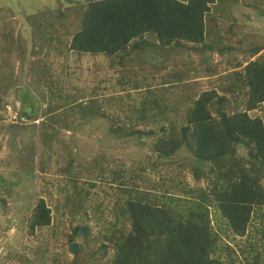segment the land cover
Listing matches in <instances>:
<instances>
[{"label":"trees","instance_id":"trees-1","mask_svg":"<svg viewBox=\"0 0 264 264\" xmlns=\"http://www.w3.org/2000/svg\"><path fill=\"white\" fill-rule=\"evenodd\" d=\"M222 2L85 1L70 13L73 20H78L74 28L70 31L60 26L54 31L59 34L49 37V45L56 51L60 43H67L66 49L70 52L111 56V64L122 73L118 81L133 86H137L138 81L137 68L131 67L129 62L132 55L141 62L155 56L168 57L171 53V64L160 60L148 70L150 75L157 74L162 84L165 83L164 87L172 89L173 95H165L163 100L152 98L149 100L151 106H145L147 100L140 102L133 110L137 117L124 126L116 125V119L109 117V134L138 138L156 136L149 167L151 170L163 168L165 174L158 184H153L160 188V193L152 187L149 189V183L144 182L145 167L138 168L141 173L134 174L133 179L137 181L131 186L122 182L125 198L120 214L128 227L123 224L96 237L100 242L93 251L105 253L108 248L113 249L110 264H264V53L243 64L246 56H254L262 46L249 44L247 39L256 37L258 40L260 35H256L258 31L255 30H238L235 18L228 25L224 23L223 10L210 9L211 4L220 6ZM250 6L264 18V2L258 0ZM68 8L57 9L56 19H65L70 12ZM26 21L34 28L29 35L33 44L26 47V50L29 48L26 51L28 64L32 68L41 51L38 44L44 42V31H40L41 25L29 17ZM8 26L7 23L0 26V45L7 46L8 51H16L20 45L12 40ZM23 31L21 27L18 34L24 36ZM58 51L63 53L62 48ZM191 51L203 52L200 64L176 62V57ZM206 52L211 56L204 55ZM234 52L241 54L243 59L234 57L228 63L234 69L222 74L215 87L201 90L196 83L189 87L187 77L193 70L204 69L206 77L215 74L219 64L214 60L211 65L208 62L213 53ZM127 65L135 70H127ZM226 67L224 69H230ZM182 89L186 90L185 94ZM166 99L175 101L166 103ZM178 112L183 114L179 124L171 117ZM163 113L168 114V125L159 126L160 133L144 128L149 117ZM182 149L190 154L187 169L193 182L204 181L202 186H189L182 182L180 174L166 173L165 169L173 166V157ZM177 164L185 167L183 161ZM0 179V190L9 193V187L2 177ZM76 179L72 177L71 181L77 182ZM85 194L88 195V191ZM19 202L13 201L11 205L19 208ZM72 203L82 207L79 201L72 200ZM5 204V197L0 194V216L9 213L2 210ZM11 205L9 210H12ZM27 210L26 225L31 234L36 228L50 224L51 208L44 198L36 202L34 199ZM211 211L218 212L225 228L222 233L211 224ZM250 227L257 236L246 246L235 248L220 236L236 240L251 234ZM75 238L85 244L93 240L89 226L73 227L68 241ZM79 253L74 255L71 264Z\"/></svg>","mask_w":264,"mask_h":264},{"label":"rangeland","instance_id":"rangeland-1","mask_svg":"<svg viewBox=\"0 0 264 264\" xmlns=\"http://www.w3.org/2000/svg\"><path fill=\"white\" fill-rule=\"evenodd\" d=\"M85 1L91 0H0V26L9 24L12 40L20 45L16 51H8L7 46L0 45V116L3 119L0 120V177L9 187V193L0 190L6 199L2 210L9 212L7 216H0V264H71L79 252L74 264H110L113 249L108 248L105 253L97 249L93 251L100 242L96 237L100 238L123 224L128 227L120 214L125 198L122 182L131 186L137 181L133 179L134 174L141 173L138 168L145 167L142 173L144 182L149 183L147 187L161 192L153 184L163 179V168L151 170L149 167L156 136H115L107 132V126L109 117L116 119V125L123 126L136 118L133 110L144 100H147L145 106H151L150 99L163 100L165 95H173L172 89L165 88L159 76L150 75L148 70L160 60L171 64V53L168 57H157L159 60L155 63H152L155 61L152 57V60L141 62L133 58L130 66L137 68L138 81L137 86H133L118 81L122 73L109 66V55L70 52L66 49L67 43H60L57 47L58 50L62 48L63 53L52 49L49 37L59 34L54 31L60 26L71 31L78 20H73L70 13ZM256 1L223 0L220 6L211 4L210 9L223 10L227 25L235 18L239 23L238 30L258 31V40L256 37L247 40L249 44L262 46L254 56L245 59L237 52L213 53L208 62L211 65L214 60L219 64V68L215 67V74L206 77L204 69L193 70L187 77L189 87L196 83L201 90L213 88L222 74L234 69L232 65L228 66L234 57L243 59L244 64L264 53V18L250 6ZM65 7H70L68 16L56 19L57 9ZM28 17L41 25L40 31H44V42L38 44L41 51L32 68L26 51L33 44L29 35L34 28L26 21ZM21 27L25 29L24 36L18 34ZM26 47L29 48L26 50ZM184 53L176 57V62L200 64L202 51ZM204 55L211 56L209 52ZM226 66L230 69H224ZM143 68L145 70L141 71ZM185 91L182 89L184 94ZM166 100V103L175 101ZM181 116L180 112L171 114L178 124ZM167 118L168 114L164 113L154 115L143 126L158 134L159 126L168 125ZM187 157L190 154L186 149L176 153L173 166L167 167L166 173L180 174L182 182L189 186H202L204 181L193 182L187 169ZM177 161H183L185 167L179 166ZM75 176L77 182L71 181ZM38 198H44L51 208V222L31 234L26 225L27 209ZM72 200L79 201L82 207H76ZM13 201L19 202L20 207L11 205ZM10 205L12 210H9ZM219 218L218 212L211 211V224L222 233L225 228ZM78 225L89 226L93 240L85 244L75 238L72 242L76 241L79 248L73 253L68 239L72 228ZM253 230L250 227L251 234L236 240L220 236L236 248L254 241L257 234Z\"/></svg>","mask_w":264,"mask_h":264},{"label":"water","instance_id":"water-1","mask_svg":"<svg viewBox=\"0 0 264 264\" xmlns=\"http://www.w3.org/2000/svg\"><path fill=\"white\" fill-rule=\"evenodd\" d=\"M78 243L76 242V241H74V242H71V244H70V249H71V251L73 252V253H76L77 252V250H78Z\"/></svg>","mask_w":264,"mask_h":264},{"label":"crops","instance_id":"crops-1","mask_svg":"<svg viewBox=\"0 0 264 264\" xmlns=\"http://www.w3.org/2000/svg\"><path fill=\"white\" fill-rule=\"evenodd\" d=\"M103 56H104V55H103ZM134 57H135V56H134V55H132L131 59H132V58H134ZM152 58H153V57H152ZM131 59L129 60V62H130V63L132 62V60H131ZM153 59H155V60H156V59H157V57L155 56ZM109 66H110V67H112V69H117V66H115V65L111 64V62H110V64H109ZM122 68H123V67H122ZM127 68H130V67L127 65Z\"/></svg>","mask_w":264,"mask_h":264}]
</instances>
